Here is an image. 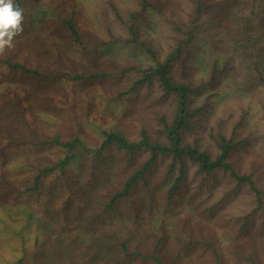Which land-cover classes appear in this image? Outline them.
<instances>
[{"label": "rangeland", "instance_id": "obj_1", "mask_svg": "<svg viewBox=\"0 0 264 264\" xmlns=\"http://www.w3.org/2000/svg\"><path fill=\"white\" fill-rule=\"evenodd\" d=\"M113 1L123 20L128 12H137L139 37L159 57L176 36L168 19L186 22L192 7L189 0H147L144 6L136 0ZM248 1L235 0L236 10L245 9ZM206 2L203 18L211 35L200 37L190 49L191 56L174 63L172 75L197 82L207 78L214 60L221 64L228 55L230 69L191 99V106L205 99L210 106L183 132L184 138L187 142L198 139L214 154L210 133L218 131L220 120H225V135L242 120L236 137L243 141L233 160L241 172L253 171L261 177L258 186L264 207V86L245 85V66L214 23L223 17L221 9L229 13L231 1ZM25 4L23 32L14 38L15 47L6 49L0 58L21 61L51 76L40 79L10 72L0 62V129L8 127L12 136L7 143L0 140V264H16L22 254L27 261L33 257L35 264H152L133 257L124 259L118 240H126L131 251L147 253L158 237L159 254L166 264H216L210 248L189 243L196 239L211 242L220 253L221 264H264V212L256 210L255 196L247 185H236L221 171L207 175L188 163L184 181L169 192L177 172L167 174L170 156L158 155L147 170V185L139 182L130 199L102 212L107 194L120 188L149 153L143 150L127 160L114 147L97 151L101 130L121 129L136 139L140 126L145 125L152 137L164 140L156 131V115L164 113L170 122L175 98L163 97L154 84L115 99L126 86L121 78L70 82L60 74H85L102 67L116 71L134 62H151L143 50L123 43L84 52L54 23L56 15L68 18L74 7L76 24L89 48L98 39H108L107 26L114 34L125 36L124 26L116 21L107 0H25ZM54 136H79L82 144L74 151L77 158L64 173L56 170L43 177L36 191H24L38 167L53 164L65 154L54 145L41 144Z\"/></svg>", "mask_w": 264, "mask_h": 264}, {"label": "trees", "instance_id": "obj_2", "mask_svg": "<svg viewBox=\"0 0 264 264\" xmlns=\"http://www.w3.org/2000/svg\"><path fill=\"white\" fill-rule=\"evenodd\" d=\"M136 1L141 6L147 4V0ZM189 1L192 7L188 13L186 22L168 19L176 36L173 39V44L163 57H159L158 52L153 49L147 40L139 37L135 22L137 12H128L127 20H123L113 0H107V4L111 8L110 11L113 12L116 21L124 26L125 36L114 34L110 26H107L105 29L108 34V39L96 40L92 48L86 45L83 34L78 29L74 18L76 13L74 7L68 18H61L58 15L55 16L54 23L64 28L69 35L70 41L84 52L89 51L91 54L95 51L94 48H98L99 45L107 46L123 43L133 50L138 48L143 50L151 58L150 63L142 65L134 62L116 71L102 67L101 69H96L85 74L74 73L73 71L61 72L60 74L68 77L70 82L121 78L126 81V86L123 90L118 91L115 99L123 98L127 94L133 95L139 88H151L154 84H157L163 97L173 95L175 98V113L170 122L164 113H157L156 115V121L158 122L156 131L163 136L164 140L152 137L145 125L140 126L136 139H130L121 129L105 128L101 130L102 140L96 149L97 151H104L110 147H114L125 155L127 160H131L135 154L143 150L149 153L145 162L123 179L120 188L114 189L107 194V200L102 208L103 213H106L108 210H113L117 202L130 199L135 186L139 182L145 186L147 185V170L150 164L156 161L158 155L170 156L167 174H171L174 171L177 172V176L169 192L184 181L188 163H191L196 165L197 172L199 173L209 175L216 171H221L227 174L236 185H247L255 196L256 210H262L264 212L262 190L258 186L261 177L253 171L249 173L241 172L233 160L236 149L242 145L243 141L237 140L236 137V129L241 125L242 120L236 122L229 135H225L222 129L225 120H220L218 123V131L215 134L213 132L210 133V137L216 148L214 154L206 147H202L198 139H194L193 142H187L184 138L183 132L189 130L192 121L196 117L204 115L210 106L209 99H205L200 105L191 106V99L203 90L213 86L219 81L220 77L227 75L231 62L230 55L221 64L218 63V60H214L210 65L207 78H202L197 82L188 79H178L172 75L174 63H180L185 58L191 56L190 49L197 43L200 37L202 38L204 36L205 38L208 34L209 36L211 35L207 31L206 19L203 18L206 13V0ZM230 1L231 6L227 9L229 13L226 9H221L223 17L220 20H214V23L221 29L219 32L220 37H224L226 39L225 41L229 42L231 46L230 51L238 55L240 62L245 66V85L256 83L264 86V1L247 0L248 6L245 9L237 8V10L235 0ZM14 4L24 9L23 15L27 13L25 0H14ZM40 13L44 14V11ZM231 16L237 20V25L233 23ZM0 62L10 72H18L40 79H49L51 76L49 73L37 67L24 64L21 61H14L12 58H0ZM16 111L19 112V110ZM9 138H12V136L9 133L8 127L3 130L0 129V140H6L7 143ZM41 144L54 145L64 150L65 154L55 160L53 164H45L38 167L32 175L31 185L24 188V191H36L39 188L42 178L56 170L64 173L69 163L77 158L78 154L74 151L82 142L79 136H74L70 139H61L59 136H54L50 140L41 142ZM0 178L3 181V178ZM4 184L8 186L7 189L11 188L8 185L9 183L4 182ZM160 243L161 238H156L153 250L144 253L138 250L131 251L126 244V240H118V246L124 259L133 257L143 262L149 261L152 264H166L164 258L159 254ZM189 243L210 248L216 264H221L220 253L211 242H203L201 239H196ZM181 245L184 246L187 244L181 243ZM247 258L254 263L252 256H247ZM16 264H35V259L32 257L30 261H27L25 254H22L17 258Z\"/></svg>", "mask_w": 264, "mask_h": 264}, {"label": "clouds", "instance_id": "obj_3", "mask_svg": "<svg viewBox=\"0 0 264 264\" xmlns=\"http://www.w3.org/2000/svg\"><path fill=\"white\" fill-rule=\"evenodd\" d=\"M23 13L14 0H0V55L15 47L14 38L23 32Z\"/></svg>", "mask_w": 264, "mask_h": 264}]
</instances>
